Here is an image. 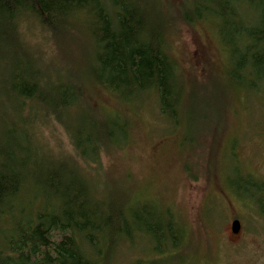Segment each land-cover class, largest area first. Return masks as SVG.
<instances>
[{
  "label": "rangeland",
  "instance_id": "1",
  "mask_svg": "<svg viewBox=\"0 0 264 264\" xmlns=\"http://www.w3.org/2000/svg\"><path fill=\"white\" fill-rule=\"evenodd\" d=\"M190 1H156L166 17L167 50L184 85L178 123L161 116L154 94L121 103L102 87H88L87 99L94 108L121 115L131 126L128 142L102 152L101 167L77 155L70 132L47 109L28 100L16 105L9 89L16 65L13 47L4 39L0 49L1 143L3 129L11 123L17 127L14 142L24 143V127L49 157L76 162L93 173L102 199L122 200L128 193L139 204L155 207L166 217L171 212L182 222L187 237L177 257L168 243L165 253L158 254L156 248L165 243L137 231L132 241L124 235L113 247L110 264H264V81L260 89L251 90L234 79L238 46L224 24L236 18L214 13L223 10L221 0H197L208 8L209 21L184 8L193 7ZM244 13L251 17L253 6L245 5ZM18 30L19 45L46 81H70L62 73L71 70L80 77L88 69L95 49L86 31L74 29L57 41L31 16L19 20ZM68 168L73 170L70 163ZM31 187L33 193L16 200L15 221L10 215L0 217V238L10 233L11 223L34 216L56 200L58 193L49 186ZM236 219L241 223L238 234L232 229ZM103 224L101 245L108 250L111 226Z\"/></svg>",
  "mask_w": 264,
  "mask_h": 264
},
{
  "label": "trees",
  "instance_id": "2",
  "mask_svg": "<svg viewBox=\"0 0 264 264\" xmlns=\"http://www.w3.org/2000/svg\"><path fill=\"white\" fill-rule=\"evenodd\" d=\"M156 1L0 0V49L4 39L13 47L16 65L9 89L16 105L28 100L47 109L70 132L77 155L99 167L104 150L128 142L131 126L121 115L103 114L94 108L87 99L89 86L104 88L121 103L154 94L166 122L178 123L181 118L184 85L167 50L163 22L166 17ZM190 3L192 8H184L193 9L196 18L209 21L207 7L197 0ZM220 3L223 10L214 13L236 18H227L224 24L238 46L232 75L241 84L247 83L249 89L258 90L264 81V0ZM245 5L253 6L251 17L245 15ZM24 16L38 19L57 41L74 29L86 31L95 49L88 69L80 72V77H75V71L72 75L71 70L62 73L70 81L43 79L36 61L18 43L19 20ZM14 128L17 127L12 123L7 124L4 141L0 142V217L10 215L15 221L16 200L33 193L31 186L36 190L47 185L58 195L34 216L11 223L10 233L0 238V264H110L113 247L124 240V235L132 241L137 231L165 243L163 248L160 244L156 248L158 254L165 253L168 243L171 252L179 255L177 249L187 234L171 212L173 218L166 217L155 207L139 204L138 198L128 193L123 201L102 199L93 173L76 162L49 157L24 127H20L24 143L14 142ZM69 163L73 170L68 168ZM30 164L35 169L29 168ZM61 171L74 174L60 175ZM261 211L264 213V208ZM103 223L111 226L106 241L108 250L101 245Z\"/></svg>",
  "mask_w": 264,
  "mask_h": 264
},
{
  "label": "water",
  "instance_id": "3",
  "mask_svg": "<svg viewBox=\"0 0 264 264\" xmlns=\"http://www.w3.org/2000/svg\"><path fill=\"white\" fill-rule=\"evenodd\" d=\"M232 229L235 234H238L241 230V223L239 220H234L232 224Z\"/></svg>",
  "mask_w": 264,
  "mask_h": 264
}]
</instances>
